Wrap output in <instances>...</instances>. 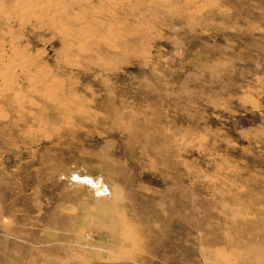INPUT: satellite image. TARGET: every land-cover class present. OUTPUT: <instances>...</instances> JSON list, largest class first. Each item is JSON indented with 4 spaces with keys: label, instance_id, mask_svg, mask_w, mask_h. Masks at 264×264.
<instances>
[{
    "label": "rangeland",
    "instance_id": "374dc122",
    "mask_svg": "<svg viewBox=\"0 0 264 264\" xmlns=\"http://www.w3.org/2000/svg\"><path fill=\"white\" fill-rule=\"evenodd\" d=\"M21 1L0 264H264V0Z\"/></svg>",
    "mask_w": 264,
    "mask_h": 264
},
{
    "label": "bare ground",
    "instance_id": "6f19581e",
    "mask_svg": "<svg viewBox=\"0 0 264 264\" xmlns=\"http://www.w3.org/2000/svg\"><path fill=\"white\" fill-rule=\"evenodd\" d=\"M21 2H24V0L23 1H21ZM52 2H55V3H53V5H55V7L54 8H52V9H50V7H51V3ZM26 3V6H25V8L23 7V6H19V7H21L20 8V10H21V12L24 14V15H30V14H38V15H40L41 17L43 16V17H48V19H50V20H52V21H55V22H59V20L61 19L60 17H56V15H55V13H53V12H57V10L60 8V7H58V3H57V1L56 0H35V1H26L25 2ZM21 5V4H20ZM24 5V4H23ZM22 14V15H23ZM35 16H37V15H35ZM23 17V16H22ZM40 17V18H41ZM37 18V17H36ZM23 19V18H22ZM38 19V18H37ZM21 22H24V21H21ZM61 22V21H60ZM59 24V23H58ZM73 32V31H72ZM71 32V33H72ZM70 33V34H71ZM73 34V33H72ZM71 36H73V35H71ZM67 37H68V35H67ZM15 43V42H14ZM14 43H13V45H14ZM12 54H13V56H14V59H15V61H13L12 63H10V64H5V70H6V72L8 73V71L9 70H14V68L15 67H17V66H23V67H25L26 65H28L29 63V58H27L26 57V55L24 56L22 53H20L17 49H13L12 50ZM20 55L21 56H23L22 58L23 59H21L20 58ZM2 62V61H1ZM4 62V61H3ZM18 63H20L19 65H18ZM5 77V76H4ZM6 79H7V82L9 83V82H11V78H10V76H7V77H5ZM12 84H13V82H12ZM6 85H8L9 86V84H6Z\"/></svg>",
    "mask_w": 264,
    "mask_h": 264
}]
</instances>
